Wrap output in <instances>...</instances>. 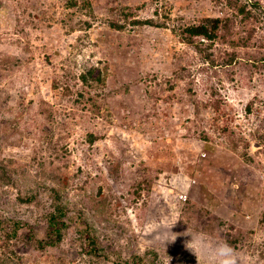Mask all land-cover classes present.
<instances>
[{
    "label": "rangeland",
    "instance_id": "obj_1",
    "mask_svg": "<svg viewBox=\"0 0 264 264\" xmlns=\"http://www.w3.org/2000/svg\"><path fill=\"white\" fill-rule=\"evenodd\" d=\"M252 2L0 0V218L23 224L8 243L0 230V264H198L196 231L264 264V0ZM209 17L216 39H179ZM92 67L101 81L83 82ZM52 202L67 225L40 247ZM85 228L109 257L85 252Z\"/></svg>",
    "mask_w": 264,
    "mask_h": 264
},
{
    "label": "trees",
    "instance_id": "obj_2",
    "mask_svg": "<svg viewBox=\"0 0 264 264\" xmlns=\"http://www.w3.org/2000/svg\"><path fill=\"white\" fill-rule=\"evenodd\" d=\"M250 3L254 7L259 5L257 2H252V0H250ZM239 11L240 12L245 11V6L242 5L241 7H239ZM247 14H251V12L248 11ZM133 23H138V24L145 23V24H151V25L154 24L153 20L151 19H145V20L138 19V20H134ZM113 26L118 27V28L123 27L122 24H113ZM220 26H221V20L219 17L205 18V20H203L202 22L184 26L182 29V35H180L179 39L187 44H193V45H197L195 41L197 37H201L203 40L205 39L213 40V39H216V37L218 36L217 31L219 30ZM100 73L101 72L99 69L97 70V68L92 67L88 69L87 72L81 75V80L83 82H86L88 81V77L96 74L95 79L98 81H101ZM5 177H9V176L2 167V181H8L6 180ZM53 194H54V197L59 198V195L55 189H53ZM19 199L21 201H26V200L31 201L33 197L29 198L26 196V197H19ZM52 207H53V210L45 214L43 218L44 219V227H43L44 237L41 239L38 238V243L40 247H44L45 245H53L59 242L63 237V231L67 225L66 221L64 220V215H66L65 207L63 205H60L59 202L58 203L52 202ZM8 225H9L8 220L0 218V230L2 228L3 229L6 228L5 230L6 231L5 232L6 233L5 234L6 243H8L7 241H9L12 237L19 235V231L23 227V224H21V222L18 220L12 221V224L7 228ZM80 235L81 237H83L82 239H84L86 243L85 252H87L90 255H97V256L104 255L105 257L108 256L107 254H105V251L103 248L98 247L97 245L98 239L95 233H91L85 228L84 230H81ZM146 252L151 253L153 257L156 256V253H154L153 250H147ZM12 253L14 254L15 252L12 251ZM3 260H4L3 262H6L12 259L6 255L4 256ZM143 261H144L143 257L133 254L131 256V260L123 259V260H117L113 263L114 264H141L143 263ZM151 263H153V261Z\"/></svg>",
    "mask_w": 264,
    "mask_h": 264
},
{
    "label": "clouds",
    "instance_id": "obj_3",
    "mask_svg": "<svg viewBox=\"0 0 264 264\" xmlns=\"http://www.w3.org/2000/svg\"><path fill=\"white\" fill-rule=\"evenodd\" d=\"M188 235L191 238L186 246L195 254L198 264H240L239 255L227 241L203 231Z\"/></svg>",
    "mask_w": 264,
    "mask_h": 264
},
{
    "label": "built area",
    "instance_id": "obj_4",
    "mask_svg": "<svg viewBox=\"0 0 264 264\" xmlns=\"http://www.w3.org/2000/svg\"><path fill=\"white\" fill-rule=\"evenodd\" d=\"M182 197V199H185V196H181Z\"/></svg>",
    "mask_w": 264,
    "mask_h": 264
}]
</instances>
